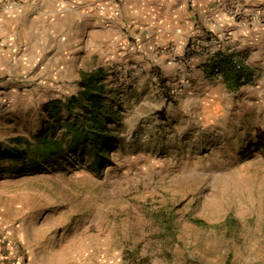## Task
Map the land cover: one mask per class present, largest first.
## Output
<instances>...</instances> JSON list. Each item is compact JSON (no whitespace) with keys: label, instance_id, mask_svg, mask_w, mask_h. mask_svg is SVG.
Wrapping results in <instances>:
<instances>
[{"label":"rangeland","instance_id":"rangeland-1","mask_svg":"<svg viewBox=\"0 0 264 264\" xmlns=\"http://www.w3.org/2000/svg\"><path fill=\"white\" fill-rule=\"evenodd\" d=\"M28 1L0 0V12ZM65 1L51 12L37 0L35 20L0 26V149L41 134L45 104L77 95L83 71L106 74L113 136L101 169L90 156L0 159V264H264L259 46L250 62L208 32L221 42L199 71L183 56L196 34L159 44L123 19L125 0ZM226 12L264 24V8ZM224 55L247 70L237 89L216 71Z\"/></svg>","mask_w":264,"mask_h":264},{"label":"trees","instance_id":"trees-1","mask_svg":"<svg viewBox=\"0 0 264 264\" xmlns=\"http://www.w3.org/2000/svg\"><path fill=\"white\" fill-rule=\"evenodd\" d=\"M225 76L230 89L243 84L247 74L231 55H224L216 64ZM80 91L66 100H51L43 112L48 118L41 134L32 139L17 137L16 145L6 151L0 149V159L8 156L13 161L29 160L33 167L49 164L61 165L71 155L81 159L92 158V166L101 169L104 152L112 138L109 124L114 120L115 110L107 105L106 74L103 70L82 72ZM68 115L63 117L62 113ZM109 154V151H107Z\"/></svg>","mask_w":264,"mask_h":264},{"label":"crops","instance_id":"crops-1","mask_svg":"<svg viewBox=\"0 0 264 264\" xmlns=\"http://www.w3.org/2000/svg\"><path fill=\"white\" fill-rule=\"evenodd\" d=\"M50 2V5L47 4L45 7L50 6V11L53 12L56 7L65 5L66 1L50 0ZM36 4L37 0H29L28 9L21 12L2 10L0 26L3 24L5 27H11L20 19L31 16L35 20ZM235 4L248 12L247 14L264 8V0H125L122 17L136 22L143 32L146 31L150 39L154 38L163 45L185 44L192 34L196 35L190 40L198 39L208 32L219 34L222 43L217 50L225 52L230 45L235 47L236 52L239 48H248L251 51L249 60L252 62L258 55L257 46L261 53H264V24H253L250 18L239 21L237 17L230 16L226 12L227 7ZM126 15L130 17L126 18ZM204 32H206L204 35H198ZM228 34L232 37L230 42L224 41ZM206 36L210 40L213 39L210 35ZM210 44L203 53L191 59L199 71L206 70L205 67H200V64L207 62V56L211 54L212 49L216 50L211 47L213 41ZM217 79L224 82L222 78Z\"/></svg>","mask_w":264,"mask_h":264},{"label":"built area","instance_id":"built-area-1","mask_svg":"<svg viewBox=\"0 0 264 264\" xmlns=\"http://www.w3.org/2000/svg\"><path fill=\"white\" fill-rule=\"evenodd\" d=\"M100 9L102 11L105 10V6H101ZM260 16L261 15L259 13L256 14L254 16V19L253 20L255 21V19L260 18ZM231 38L232 37H231L230 34L228 36H225V40L228 41V42L231 41ZM212 41H213V45H215L218 42V41H216L214 39H212V40L209 39L207 41H202L200 39H193L189 43V45L185 48V51H184L185 53L183 55V56H185V58H184L185 62H187V59L188 60H191L194 56L203 53L208 46L210 47V45H211L210 43H212ZM221 41H219V42H221ZM211 51H212L211 52L212 54H214V53L217 52V50H213V49ZM216 71H219V69H216Z\"/></svg>","mask_w":264,"mask_h":264}]
</instances>
